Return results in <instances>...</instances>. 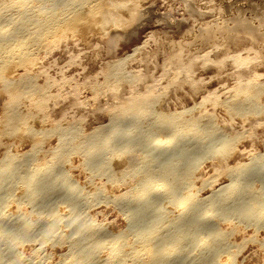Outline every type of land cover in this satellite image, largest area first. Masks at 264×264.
I'll return each mask as SVG.
<instances>
[{"label": "bare ground", "instance_id": "obj_1", "mask_svg": "<svg viewBox=\"0 0 264 264\" xmlns=\"http://www.w3.org/2000/svg\"><path fill=\"white\" fill-rule=\"evenodd\" d=\"M15 3H19V4L23 3L22 6H20V7L17 6V8L13 12V14L14 13L23 14L22 15L23 17L22 16L19 17L20 15L17 16V18L19 17V20H20V18H23V20L21 19L22 21H20V22H22V23L19 26H15L17 24H15V22H14V24H15L14 25L13 21H11V18L9 16H7L9 18L8 21L5 22L6 24H4L2 21H4V20L6 21L7 17H5V19H3L4 17L0 16V18H2V21H1L2 24H4L5 26L7 25L4 30L0 31V95H2L4 97V101L2 103V110L4 111V114L0 116V150H1V154H3V156L0 157V168H2V169H6L7 167H9V168L14 167V169L15 168H21L22 160H20V158L19 159L17 158V157H20V154L15 150L14 145L24 146V145L28 144L32 148L33 151L36 150V152L34 151L35 153H32V154L36 155L38 162L41 161V164L47 163L46 154H44V151L41 152V151H38L37 149H40L42 147L41 144H43L42 142L44 139L41 136L45 135V133H43L41 131V123L45 120V115H44L45 102H44V99L47 96H49V94L47 92V89L49 87V83L47 81H44V84L36 85L35 76L29 73L31 70V67L33 65H35L34 60H35V56L38 55L37 53L44 51V53L50 54L51 51L55 47L57 48L59 46L58 45L59 40L58 39L54 40L55 38L58 37V35L69 32L71 36L78 35L80 37L86 38L91 32H101L102 30H104L105 26L109 23H111L116 29H119L118 27H120L121 30L123 29L122 30L123 35L133 38L134 35H136L137 31L135 29H134V32L133 31H127V28L129 26H131L132 23L136 24V22L139 18L137 3H136V1H133V0H0V8L2 10H4L3 8L5 7L6 8L5 10L10 12L13 9L12 6L13 5L15 6ZM186 7H187L189 15H191L193 18H195L197 20L202 19V17H203L202 13L199 12L198 8L196 7V5L194 3H186ZM4 11L2 13L6 14L5 13L6 11L5 12ZM12 11L10 12V16L13 15V14H11ZM69 11L71 12L70 14L68 13ZM125 14H126V18H123V15H125ZM24 16H26V17L24 18ZM11 17L14 19L13 16H11ZM199 17H201V18H199ZM4 25H2V26H4ZM198 25L199 26H196L194 31H193L194 32L193 39L195 41L194 42V46H195L194 48L187 47L188 48L187 50H183V51H179V52H172L173 49H171V48H173V46H171V48L170 47L165 48V47L160 46V50L165 51L162 71H163V73H165V67L171 65L172 67H169V69L171 70L172 74H174V76H172V78L166 83V85H164L165 88H168L169 90H171L168 93V95H167V91H165V89L163 87H159L158 83H156L154 80H149L147 77H144V75H137V74H134L131 72L127 73L125 71H122L121 66H123V64L121 62L123 60H127V58L129 56H127V58L125 57L123 59H119L115 62H111V63L106 62L104 67H103L104 82L100 83V84H94L91 86V90H92L93 94L95 96L99 95L101 97L105 96L107 94V91H106L107 89L113 90V89L119 87V89L116 93L107 95V97H109V99H108L109 106L104 109V111L106 113L118 114L124 118V116L126 114H130V115L134 116L133 114H138V113L139 114L140 113H146V115L148 114V116H149V111H147V110H150V111L153 110L154 115H153V111H152V115L154 116L153 117L154 121L152 118V122L150 121V124L148 125V127L151 126V128H154L156 125L161 124L165 120L168 121V122L166 121L165 123H170L171 121L173 122V120H171V119H173V118L177 119L175 122L176 124L175 123L169 124L168 126H167V124H165L166 125L165 126L162 123L165 127H161V128H165V129L160 130L159 126L158 127L156 126V128H159V130H156L154 132L155 137H153L151 139L149 138L151 136L148 137L149 140L154 139L153 141H151V142H153L152 144H151V142H149L153 149L156 146L158 147V145H160V144H164L162 147H166L168 145L167 143L169 142V140H172V138L173 139L175 138V137H173V134L176 133L175 135H177L179 133L178 132L179 129L182 128V126L184 127L183 124H184V120H186V119H184L183 117L185 115L187 117L191 116V114H193V112H195V111H197L196 115L198 117L194 118L192 115L191 118H188L189 128H188V126H185L188 128L187 130H189L191 134H192V132L195 131L199 122L205 121V122H207V125L209 124L208 122L213 123V118L215 117V112H217V111H219L220 113L222 112L225 117L229 118V120H231L234 116L241 117V119L243 120V123H246L248 126H250V128L252 125L259 124V122L257 120L252 118V116L254 114L262 113L264 115V19L261 20L260 22H258L257 24H254L253 22H251V18L238 17L237 19L231 20L228 24L227 23L220 24L218 22H211V23L210 22H204L202 24L199 22ZM219 36L221 37V42L226 43V45H228V44L238 45L239 43H244L243 47L240 48V51L235 53L233 57L229 58L232 61L231 63L234 64L233 65L234 69H233L232 75L233 76L235 75L236 79L232 85L225 86L226 84H222L221 86L217 87L216 91H214L213 93L207 92V94H204V92H206V90H207L205 88V85H207V82L205 84V82L203 81V78L201 77V74L204 73L206 71V69L211 68V67H209V66H211L210 62L213 64V66L217 70H220L221 64H222L221 60L220 61L215 60L216 62H212L210 59H208L209 56L207 55V51H204V50L206 47H210L211 50H217L219 47L218 43L220 42ZM240 46H241V44H240ZM138 49H139V46L136 45L133 48V51L135 52ZM156 50H158V48ZM222 51H227V50L225 48V49H222ZM241 52L246 53V56L249 55V53H251L253 55L251 58L247 59L246 57H243L240 55ZM224 54H225V52H224ZM18 70L20 71V73H18ZM260 71H262V72H260ZM156 90L158 92H159V90H161L162 92L157 93L155 95L153 93ZM171 97L174 98V103L176 104L173 109L168 108V105H167V103L169 102V98H171ZM187 97H188V99H186ZM209 107L211 108L210 113H209L210 110L208 109ZM96 112L101 114V112L99 110H97ZM130 115H127V116H130ZM141 115H144V117H145V114H141ZM206 117H208V118H206ZM141 118H139V119H141ZM143 118L141 119V123L143 121H145ZM145 119H146V117H145ZM192 119H194V120H192ZM116 120H119V119H116ZM135 120H133V121H135ZM182 120H183V124L180 123ZM205 122H203V123H205ZM132 123L133 122L131 120V124ZM134 123H138V120H137V122H134ZM147 123H149V121ZM162 124L160 126H163ZM179 124H181V125H179ZM136 125H138V124H136ZM185 125H186V122H185ZM205 125L206 124H204V125L202 124V126H205ZM132 126L134 128L135 125L132 124ZM146 126H145V128H148ZM26 127H30L32 129V132L27 136H22L21 135L22 129L26 128ZM137 127L140 129L142 128L141 124L138 125ZM138 128H137V131H138ZM135 129H136V127H135ZM200 129L202 130V129H204V127L200 128ZM63 130H65V131L68 130V131L72 132L73 137L71 136L72 138H70L69 141L64 140V139H60L59 144L56 146L54 151L61 152L65 148H69V150L75 151V148L77 147V143H79V141L83 137L85 138L84 132L81 131V129L79 128V124L78 125L77 124L76 125H68L67 124L64 126V125L59 123V124H56L55 126H53L49 129V131H52L55 133L61 132ZM199 130L198 129L196 130V131H198V135L201 131V130L200 131ZM194 134L196 135L195 132H194ZM236 134H237V132L235 133V135ZM151 135L153 136V133ZM168 135L172 136V138ZM198 135H196V136H198ZM125 138L127 139V137H125ZM169 138H171V139H169ZM231 138L235 141L234 137H231ZM116 139L118 140V138H116ZM116 139L115 140L113 139V140L116 141ZM126 139H125V141H126ZM236 139H238V136L236 137ZM3 140H5V143L1 144V141H3ZM142 140H141V144L143 143L142 147H144L147 145V144L144 145L145 141H147V140L144 139L145 141L143 140V142H142ZM230 141L232 142V140H230ZM110 142H112V141H110ZM136 142H138V141H136ZM139 142H140V140H139ZM231 142L228 141V143L232 144ZM131 143H134V142H131ZM131 143H130V145H131ZM149 143H148V145H149ZM228 143H225L227 149L224 147L226 149V152L224 151L225 152L224 156L222 154L223 152H220V154L223 157H221V155L219 157H217L218 155L216 156V154H215V156L217 158L214 157L213 160H211L212 162H211L210 166L212 167L213 174L216 177L219 178L220 176L224 175L223 177H225V176L231 177V179H229V178L228 179L234 180L235 178L232 179V177L239 174L240 172L245 171V169L247 167V165H246L247 163H244V165H240L239 163L238 164L233 163V166H231L230 164H229L230 166L227 165L228 164L227 159L229 157H231L232 151L234 149L231 146L228 147L227 146ZM80 144H81V142H80ZM114 144H115V146H117L116 143H113V146H114ZM122 144L124 145V142L121 143V145H120L121 147L123 146ZM137 145H140V143ZM120 146L118 145L119 149L121 148ZM127 146H129V145H127ZM131 146H133V145H131ZM135 146H136V143H135ZM78 147L80 148V145H78ZM111 147H112V145L110 146L109 149H111ZM123 147L125 148L126 146L124 145ZM77 148H76V150H78ZM103 148H104L105 152L103 151V152H101V154L99 153V155L102 157V160H104V162H103L102 166L100 165L101 166V168L99 167L100 169L99 168L95 169V167L93 169L94 170H97V169L98 170H101V169L105 170L106 169V171H107V169L108 168L110 169V167H111L112 170L111 171L108 170L109 171L108 174H107V172L105 173V176L107 174L106 177L104 176L105 180H101V179L97 178V181L92 183L93 186H92L91 190H93V191L90 190L88 192H83L84 194L86 193L85 194L86 196L83 195V196H85V200H84L85 203L84 202L83 203L86 206V202H87L86 199L88 198L87 196L93 195L94 192L96 191L97 193H99V195H98L99 197H97V195H94L97 198H93L94 200H92V202L90 203L88 208L91 209L98 204H103V205L107 206L106 204L110 203L112 205L111 207L116 206L114 208V210L117 207H119V208H117V210L121 211V210H124V208L120 209L121 208L120 206H121V204L125 203L126 204L125 210L126 209L131 210L134 213V217H132L131 219L135 218V220H133L135 222L131 223V225L126 224L124 227L125 228L124 230L105 231L106 229L103 227L105 229V230L103 229L104 231H102V229H100L101 231H98V232L97 231L92 232L90 230L91 233H88L87 230H89V229H94V231L96 229L98 230L99 229V228H97L98 224H100V227H101V225L104 226V224L106 226L110 222L112 223V221L108 222L106 220H102V218H101L100 220H102V221H100L99 223H98V221L96 222L97 224L93 223L94 216L92 219L91 218L92 214L90 213L92 211H87L88 214H91L90 215L91 217L90 216L89 217L92 220H84L83 219L82 224L79 223L80 227L78 225L77 226L78 228H77L75 224L81 219V217H80V219L75 224L74 223L72 224V225H74L76 232L74 234H72V236H70L69 231H70L71 227L70 226L67 227L65 225V218H64L65 216L63 217V219H59L56 222H53V221L50 222V221H48L49 217H47V216H45L47 218V221L44 219H43V221L41 220L42 218H44L41 216L43 214V212L40 214L41 210L38 213L34 211L33 212V213H35L34 215H31V213L26 214L25 212H27V211H25L24 215L28 216L26 218H28L29 221H32L33 222L32 224H34L36 221L40 220L39 221L40 222L39 223L40 231L38 232V234L40 235V238H41L40 240L43 241V242L42 241H40V242L45 244V247H47V250L49 249V251H50V253L48 252L49 253L48 256L50 258L46 255V256H44V257H46V260L40 261L37 264H56V263H53L52 258H54L55 255L57 257L58 253L60 255L61 253L58 251L64 250V248H65L66 253L68 252L69 259H71V261H73L74 264H211V261L214 260L212 257L217 258V255H216L217 253L216 254L214 253L215 254V255L213 254L214 256H212V254H211L212 247L215 246L214 249L215 248L216 249L217 248H219V249L224 248V250H226V251L229 250L227 248L225 249L227 243L229 242L228 241V238L230 237V234L228 235L229 232L227 234L226 233L224 234L223 233L224 231H223L222 232L223 235L219 234V236H218L217 234H215L217 232V231L215 232V230H218L219 228L217 227L218 228L217 229L215 227L216 229L213 231V232H215V233H213V235L214 236L217 235V238H215V237L212 238L213 235L212 234H211L212 236L210 235L212 230L210 232L209 231L210 229H209L208 232H209L210 240L208 242L204 241V240L209 239V236L207 239L206 238L204 240L202 239L203 241L200 239L203 244L207 242V245H205V244L204 245L207 246V248L209 249L210 252L205 253L204 251H202L205 255H203V256L199 255V257H198V254H199L198 251L200 252L204 248L201 250H198L197 252L195 251L196 252V254H195L196 258L195 259L196 260H194L193 262H192V260H190L191 262L189 263V262H186L185 260L191 254H189L188 253L189 251L188 250L186 251V248H185L184 253H188L189 255L188 256L185 255L186 256V258H185L184 253H183L182 258H184V261L183 260L176 261V259H178V258H175V257H177L176 254H178L179 252H180V254L182 253L181 250H183L182 247H184V245H185L184 243H186L185 241H187L188 238L190 239V234L193 235V232H195V231H193V232L189 233L188 234L189 236H188L186 234L187 231L188 230L191 231L189 226L192 227V225L194 226V225H196V223L198 224V212H199L200 208H199V210H198V207H197V210L194 209V208H196V206L194 207V205H195L194 203L196 201L193 203V200H194L193 195L191 196L193 199L187 195L188 191H190L192 189V188L188 189L189 187L188 188L186 187L188 189L187 193L186 194L184 193L185 195H183V196L181 195L182 196V197H180L181 199L177 198V196H176L175 198L177 199V201L174 200L180 206V207L178 206L179 209L185 208L186 207L185 205H188L189 203H190V205L188 207H190V208H191V206L194 207L193 209L191 208L192 210L190 208H188V210H189V211L187 210L188 212L186 210H184V212L187 214L188 219L186 216H185L186 219H185V217H182V216H184V215H182V214H184V212L182 214H180L178 212V214H180L182 216L180 217V216H177V214L176 215L174 214L175 215L174 217H178V219L180 218L181 221L179 223H177V225H174L175 223L172 222V220H171V219H174V217L173 218L170 217L171 215L173 216V212L175 211V210H173V208L175 207V202H172V198H174V197H172L173 196L172 190L173 191L176 190V193H177V187H179V185H182V187H183V183L185 186H186V184H189L190 175L188 177H185V179H184V177L182 179L184 181L187 179L188 183L186 181L181 183L182 182V181H180L181 178H177V175H171V173L168 172L169 169L161 167V169L159 170L158 165H160V166H162V165L158 164L157 165L158 170L155 169L156 171H154V172H157L156 174L149 171V169H148V172H150V173H152L158 177V179L152 178L151 179L152 181H153V179H155V183H156V180H158V182L160 180L161 183L159 182L160 184H157V185L154 184V186L152 185V187L150 186L151 187L150 188V187H148L149 185H146V184H148V182L150 180L149 181L146 180V182H144L145 180L144 181L142 180L143 176L140 175L144 171V168H143V171L139 173V176L137 175L138 172L135 173L138 177L137 176L135 177V175H133L134 177L130 176L131 172H129V168L132 166L133 161L139 158L138 156L137 157H135V155H133V157L129 156L128 154H130L129 153L130 151L128 153L127 152L125 153V151L127 150L126 148H125L126 150L124 151L125 155L123 154V152H121L122 148L119 151L117 149V147L116 148L112 147L113 149H116L115 151H117V150L119 151V152L117 151L116 154L113 151V149H112V151L114 153L111 150L106 151L105 148L107 149V147L103 146ZM124 148H123V150H124ZM152 148H150V149H152ZM99 149L101 150L102 148H99ZM132 149H135V147L133 146ZM153 149H152V151H153ZM138 150L139 149H137L136 151H138ZM140 150H142V148ZM134 151L132 153H134ZM66 152H68V149L65 151V153ZM98 152H100V151H98ZM98 152H96V153H98ZM61 153H60V155H61ZM140 153H142V152H140ZM167 153H169V152H167ZM67 154H66V156H68L67 158H65L66 157L65 155H61V157L65 158V161L63 160L64 163L68 162L67 159L71 156L72 153L70 155L69 154L67 155ZM126 154L129 156V158L124 157V156H126ZM140 155H142V154H140ZM249 155L252 156L253 153L249 154ZM95 156H96V154H95ZM33 157H35V156H33ZM97 157H98V155H97ZM15 158L19 162L16 161ZM141 158L143 159L144 157L141 156ZM142 159H141V161H143ZM150 159H152V158H150ZM229 159L231 160V158H229ZM12 160H14V162L16 161L14 163V165L12 164V162H13ZM144 160H146V158ZM147 160H149V159H147ZM152 160H154V158ZM230 160H229V162H230ZM151 161H150V163H151ZM154 161H157V159ZM87 162L90 163L89 161H87ZM94 162L95 161H92L91 163H94ZM97 162H99V161H97ZM146 162H148V161H146ZM146 162H144V163H146ZM153 162L151 163L152 167H153ZM138 163H139V161H138ZM168 163H169V161L167 162V164ZM99 164L97 163L96 166H98ZM134 164H137V162L136 163L134 162ZM143 164H142V166L144 167ZM147 164H149V162ZM34 165L36 166V163ZM34 165H33V167H35ZM155 165H156V162H155ZM155 165H154V167H155ZM245 165H246V167L244 169ZM80 166L83 167L82 164ZM146 166H148V165L145 164V168H146ZM169 166H171L170 163H169L168 167ZM134 167H136V166H134ZM141 167H140V169H141ZM171 167H169V168H171ZM179 167L183 168L182 165ZM137 168L139 169V164H138ZM173 168H172V170H175V168L174 169ZM85 169H83V170H85ZM131 169H133V167L130 168V170ZM150 169H151V167H150ZM183 169H186V168L184 167ZM188 169H186L184 171L186 172ZM36 170H38V169L36 168ZM133 170L135 171L136 169L134 168ZM177 170L178 169H176L175 172H177ZM34 171H35V169H34ZM191 171H193V170H191V168H190V170H188V172H186V173L188 174ZM90 172L91 173H89V174H93L92 172H95V171H90ZM170 172L175 173L174 171H171V170H170ZM180 172H179V174L183 173V172L182 173H180ZM145 174H143V175H145ZM176 174H178V173H176ZM185 174H182V175L187 176V174L186 175ZM193 175H194V173H193ZM16 176H18V175H16ZM145 176H147V175H145ZM151 176H153V175H151ZM88 177L91 178L90 180L93 181L94 177H92V176L90 177V175ZM13 178H11V179H13ZM16 178H18V179H15L12 182L10 181L11 180L10 179L9 181L11 183L9 182V184L6 185V187H7L6 193H8V195L10 197L11 206L7 209L5 216H7L9 214L8 217H10V214L14 212L13 213L14 218H16V219L13 220L12 222L10 221L11 223H9V224H8V222H7V224L5 222L6 225H4L0 228V264H7L10 261L11 255L8 253L7 250H9V248L14 250V248L16 247V243L17 242L19 243V240L21 242V240L22 239L24 240L25 237H26L25 238V240H26L29 237V235H28V232L30 229L29 227H31L30 226L31 222L28 224L25 223V220H24L25 216H23L21 208L24 206V205H22L23 199H25V198L29 199L30 197H32V194H30L31 196H29L28 193H25V189H24L25 185L22 184V180H21L22 176L21 177L18 176ZM145 178L146 177H144V179ZM209 178H212V177H209ZM22 179H24V177ZM178 179L180 182L178 181ZM192 179H193V177H192ZM201 179L202 178H200V177H194L195 182H197V180H199L198 182H201L200 181ZM90 180H88V182ZM207 181H206V184L204 183V185H206V186H207ZM23 182H24V180H23ZM141 182H142V184H141ZM211 182H213V181L210 180L209 183L211 184ZM151 183L152 182L150 181V184ZM178 183H179V185H178ZM190 183L192 185V182H190ZM89 184H86V185L88 186ZM210 184H209V186H210ZM138 185L139 186L143 185V187L141 186L142 189L139 188ZM204 185H203V190H204ZM175 186H177V187H175ZM209 186H207V187L210 189ZM229 186H230V184L228 185V187ZM169 187H172V188L175 187L176 189L171 188L172 190L170 191ZM201 187L202 186H200V183H199V189ZM228 187L226 186V188H228ZM137 188L141 189V191L139 190L140 193H138V192L134 193ZM223 188L221 187V189H223ZM180 189L182 190L181 187H180ZM193 189H194V187H193ZM197 189H198V187H197ZM219 189H220V187H219ZM228 189H229L228 193L226 194V196L224 198L225 199H229V198L232 199L233 196H230L232 193V191H231L232 189L231 188H228ZM157 190L159 192H156ZM28 191H26V192H28ZM178 191L180 193H183L179 189H178ZM185 191H186V189L184 190V192ZM214 191H215V188H214L213 192ZM229 191H231V192H229ZM29 192H31V191H29ZM194 192H195V190H194ZM194 192L193 193L191 192V193L194 194ZM256 192H257V190H256ZM256 192L254 190V192L252 191L251 193H249L250 194L249 198H250V196L252 197L251 194H256ZM156 193L161 194V196H159V194H158V196H155V195H157ZM180 193H178V194L180 195ZM136 194L140 195V196H137ZM245 194H248V191ZM144 195H146V197H147V195L150 197L149 198L150 201L147 202V200H146V202H147V204L150 202L151 207L153 205L155 206L158 202H161V203H158L159 204L158 207L156 205L157 210L154 208V206L152 207V208H154L155 211L153 210V214L149 215L150 217L144 216V215H146L147 211H143V212L141 211L138 213V211H139L138 207H140L143 204L141 201L144 200L143 199L145 197ZM258 195H260V194H258ZM68 196L69 195L64 196L62 198L63 200L60 199L61 198L60 197V198H58V200L65 201L67 203V205H69V208L72 206L73 202H77V201L81 202L82 197H80V194L78 196H76L78 198L80 197L79 199L78 198L75 199V197L73 199L71 196H69V197ZM142 196H144V197L141 198V200L138 199L139 197H142ZM253 197H254V195H253ZM258 197L259 196H257V198ZM199 198L200 199H198V198L197 199L200 200L201 203H205L203 200L204 198L203 199H201V197H199ZM237 198H236V201L239 199V198L238 199ZM243 198L244 197L241 196L240 201H242V200L245 201V199H243ZM245 198H248V197H245ZM249 198H248V200H249ZM147 199H148V197H147ZM197 199H195V200H197ZM251 199L253 202L254 201L253 198H251ZM154 200L157 203L153 204ZM202 200H203V202H202ZM248 200H247V202H248ZM200 201H199V203H200ZM205 201H207V200H205ZM208 201H209V199H208ZM240 201H238V202H240ZM244 201H243V203H244ZM249 201H250L249 206L251 207L252 202H251V200H249ZM140 202H141V205L138 206V204H140ZM191 202L194 205L193 204L191 205ZM225 202H226V200H225ZM231 202H232V200H231ZM197 203H198V201H197ZM207 203H206V205H209L211 208L212 206L210 204H212V203H208V204ZM93 204H94V206H93ZM147 204L145 203L143 205H147ZM235 204L236 203H234V201H233V203L230 204V207H233L232 205H235ZM148 205H147V207L144 206V208H145L144 210H146L148 208ZM168 205H171L172 209L168 208L167 211H164V208H166ZM200 205L202 206V204H200ZM200 205H197V206H200ZM252 205L254 206V203H252ZM45 206L46 205H44V207ZM108 206H109V204H108ZM44 207H43V209H44ZM102 207H103L102 208V210H103L104 206H102ZM41 208H38V209H41ZM67 208H68V206H67ZM159 208L160 209L163 208V209L160 210ZM178 208H175V209H178ZM203 208H204V206H202L201 209H203ZM207 208H209V207H207ZM235 208L236 209L238 208L237 205H235ZM235 208H233V209L236 210ZM45 209H46V207H45ZM172 210H173V212H172ZM231 210H232V208H231ZM234 210H232L233 213L235 212ZM94 211H95V209L93 210V212ZM208 211H209V209L206 211V213ZM213 211H214V208L211 212H208V214H211ZM215 211H217V210H215ZM248 211H247V213L251 212V210H250V212H248ZM110 212H111V210H110ZM122 212H124V211H122ZM132 212L129 214H132ZM144 212H145V214L143 216L146 219L149 218V220H147V222L148 223L150 222L149 223L150 225L147 226L148 228H146V226H145L146 230L143 229L141 232L136 233L135 231H137V229L139 231V226L142 225V224H140V220L143 218L142 214ZM148 212H152V211L148 210ZM180 212H182V211H180ZM27 213H29V212H27ZM118 213L121 214L120 212H118ZM126 213H127V211H126ZM206 213H204V214L206 215ZM214 213H216V212H214ZM261 213L264 214V209L261 210L260 214ZM83 214L86 215V213H83ZM113 214H115V213H113ZM148 214L149 213H147V215ZM208 214H207V216H208ZM257 214H258V216H260L259 213H257ZM95 215H97V214H95ZM102 215H101V217H102ZM205 215H202V216H205ZM221 215L223 216L222 213H221ZM1 216H3V215L1 214ZM5 216H4V218H5ZM81 216H82V214H81ZM121 216L124 217L123 214ZM210 216L213 217L212 215H210ZM127 217L129 218L128 213L126 215V218ZM130 217H131V215H130ZM216 217H219V216H216ZM4 218L2 219L0 217V225H1L2 221H4L7 217L5 219ZM21 218L24 221H22ZM84 218L90 219L86 216H84ZM115 218H117V220L119 219L118 217H115ZM200 218H202V219L199 220V224H201L202 227H200L201 230L199 229V227H198V229L196 227V229L198 231L199 230H200V232L204 231V229H207L208 227L213 225L211 223L212 221H210L209 224L207 223V221L209 222V220H210L209 218H207L208 220L207 219L205 220L206 217H204V219H203V217H200ZM226 218L225 219L222 218V219L226 220ZM110 219L111 218H109L107 220H110ZM146 219L142 220V222L145 223V225H146V221L144 222V220H146ZM167 219H168V222H169V220H171V222L173 223L172 225H174L173 228L172 227H170V228L165 227V226H168L167 223H166L167 225L166 224L164 225V222H166ZM211 219H214V218H211ZM217 219H219V218H216V223H217ZM124 220H125V218H124ZM202 220L206 221V222H203L204 225H202L203 224ZM125 221L127 222L128 219H126ZM133 221H131V222H133ZM227 221H224V223H227ZM213 222H215V220ZM216 223L213 226H216L217 225ZM36 224H38V223L36 222ZM186 226H188L189 229L186 230V233H184V234H186V236H188V237L185 238L183 236V238H181L183 235L182 231L183 232L185 231L184 227L186 228ZM210 228L212 229V227H210ZM140 230H141V228H140ZM205 231H207V230H205ZM133 232L138 234L139 236L136 238L134 237L135 239L132 241L129 239V236ZM29 234L31 236V233H29ZM30 238L28 239V241L30 240ZM32 238H34V237H32ZM25 240L23 242H25ZM190 241H192V242H190V243L188 242V244H191V243L195 244V243H193V240L190 239ZM201 242H200V244H201ZM20 244H19V246L22 247V242ZM124 244L126 245L127 250H125L126 248L122 249L123 247H125V246H123ZM121 245L123 247L120 249L119 247ZM186 245H187V243H186ZM186 245H185V247H186ZM216 245L218 247H216ZM228 245H229V243H228ZM13 246H14V248H11ZM193 246H195V245H193ZM230 246H227V247L230 248ZM17 247H18V245H17ZM40 247L42 248L43 246L40 245ZM195 248H197V247H194V249ZM197 249H195V250H197ZM208 249H206V251H208ZM19 250H21V249H19ZM224 250H222V251L224 252ZM222 251H218V253L220 254V252L222 253ZM16 252H17V250H16ZM16 252H15V254L14 253L13 254L16 255ZM195 252L193 251L192 253H195ZM202 252H200V253L203 254ZM63 253H64V251H63ZM171 253H173V256L175 255V257H174L175 259L171 258V257H173V256H170ZM228 254L231 255V253H228ZM25 255H27V254H25ZM63 255L66 256V254H63ZM229 255H227V256H229ZM232 255H233V253H232ZM232 255L229 258L232 259ZM16 256H17L16 257L17 260H16V262H14V264H36V263H31L30 260H29L30 262H26V258H23L24 255H23V257L18 256V255H16ZM169 256H170L171 260H168ZM47 257L49 258L48 260H47ZM84 258H85V260H84ZM193 258L194 257H192L191 259H193ZM188 259H190V258H188ZM217 261L218 260L216 259V262ZM12 262H11V264H13Z\"/></svg>", "mask_w": 264, "mask_h": 264}, {"label": "rangeland", "instance_id": "obj_2", "mask_svg": "<svg viewBox=\"0 0 264 264\" xmlns=\"http://www.w3.org/2000/svg\"><path fill=\"white\" fill-rule=\"evenodd\" d=\"M133 1H136L137 9L139 12V18H138L136 24L132 23V25L127 28V31H133L134 32V29L137 31L136 35H134L133 38L123 35V33H122L123 29L121 30L120 27H118L119 29H116L111 23H109L105 26L104 30H102L101 32H91L86 38L80 37L78 35L71 36L69 32L58 35V37L54 39V40H56V39L59 40V44H58L59 46L57 48L55 47L56 49L54 48L50 54H46V53H44V51H41V52L37 53L38 54L37 56H35V60H34L35 65H33L31 67V70L29 73L35 76L36 85H42V84H44V81H47L49 83V87L47 89L49 96H47L44 99V102H45V111H44L45 120L41 123V131L43 133H45V135L41 136L44 139L42 142L43 144H41L42 147L40 149H37L38 151H41V152L44 151V154H46L47 163L41 164V161L38 162L36 155L32 154V153H35L36 150H34L35 151L34 152L28 144L24 145V146L14 145L15 150L20 154V157H17V158L18 159L20 158V160H22V166H21V168H15L16 170L14 169V167L13 168L7 167L6 169L0 168V217L3 219L7 209L11 206L10 197H9L8 193H6V191H7L6 185H8L10 181L12 182L15 179H18L16 177L22 176V178L24 177V179L21 178V180H22V184L25 185V188H24L25 193H28L29 196H31L30 194H32V197H30L31 199L30 198L29 199L28 198L23 199L22 205H24V206L22 208L24 210L21 208L23 216H25L24 215L25 211L29 212V213L25 212L26 214L31 213V215H34L35 214V213H33L34 211L38 213L40 210H41L40 214L43 212V214L41 216L44 217L41 219L42 221H43V219L47 221V218L45 216L49 217L48 221H50V222L51 221L56 222L59 219H63V217L65 216L64 217L65 218V225L67 227H69V226L71 227L70 231H69L70 236H72V234H74L76 232V229L74 228V225H72V224L73 223L75 224L80 219V217L82 220L80 219L75 224L76 227L78 225L80 227L79 223L82 224L83 219L84 220H92L93 216H94L93 223H96L97 221L99 223L102 220H106L108 222L112 221V223L111 222L109 223L110 225L108 224L106 226L104 224V226L101 225V227H100V224H98L97 225V228H99L98 230L96 229L94 231V229H89V230H87L88 233H91V231L92 232L101 231L100 229H102V231H104L105 229H106L105 231L124 230L125 229L124 227L126 224L131 225V223L135 222V221H133V220H135V218L131 219L132 217H134V213L131 210H127V209L125 210V207H126L125 203L121 204L120 209L124 208V210H121V211L117 210V208H119V207H117L115 209L116 210L115 211L114 208L116 206L111 207L112 205L110 203H108L109 206H108V204H106L107 206H105L103 204H98L99 206L96 205L95 207H93L94 206V204H93V206H92L93 208L90 209V208H88L90 203L92 202V200H94L93 198L99 197L98 196L99 193H97L95 191L94 194L92 193L93 195H88L87 197L88 198L90 197V198L88 199L86 197L87 198L86 201L87 202L89 201L88 202L89 204L86 202V206H85L84 200H85V196H86L85 194L86 193L84 194L83 192L90 191L92 186H93L92 183L97 181V178L101 179V180H105V178H104L105 173L107 172V174H108L109 173L108 170H110V171L112 170L111 167H110V169L108 168L107 171H106V169L105 170H102V169L101 170H98V169L94 170L93 169L94 167H95V169L99 168V167L101 168V166L104 162V160H102V157L99 155V153L101 154V152L104 151L103 146L107 147V149L105 148L106 151H109V150L112 151V149L116 148V147L120 151V149L125 145L126 146L125 148L127 150L124 147H123L124 150H123V148L121 149V152H123L124 155L126 152L128 153L130 151L129 152L130 154H128L129 156L133 157V155H135V157H137V156L139 157L138 159L133 161L132 166L130 167V168L133 167V169L135 168L136 170L135 171L133 169L130 170V168H129V172H131L130 176L131 177L133 175H135V177L137 175L139 176V173L142 172L143 168H144V171L142 172V174H140L141 176H143L142 180L143 181L145 180L144 182H146V180L147 181L150 180L152 183L154 182L153 184L152 183L150 184V181H149L148 184H146V185H149L148 187H150V186L152 187V185L154 186V184L157 185V184L161 183L160 180H159L160 183L158 182V180H156V183H155V179L156 178L158 179V177L155 176L154 174H152V173L156 174L157 172H154V171H156L158 169L160 170L161 167L169 169L168 172L171 173V175H177V178H181V180H180V181H182L181 183H183L185 181L188 183L187 179L185 181L182 179H183V177L185 179V177H188L190 175L189 181L192 182V185L190 182H189V184H186V186L183 183V187H182V185H179V183H178L179 187H177L178 185L175 186V187H177V193H176V190H174V191L172 190V189H176L175 187L174 188L169 187V190L170 191L172 190V192H173L172 197H174V198H172V202H175V201H177V199L175 198L176 196H177V198H180L187 193L188 189L192 188L190 191H188L187 195L190 197L193 195V198H194L193 203L196 201L194 203L195 205L191 202V205L193 204L194 207L196 206V208H194L193 206H191V208L192 209L194 208L195 210H197V207H198V210L200 208L199 212L197 211L198 212V224L196 223V225H194V226L192 225V227L189 226L191 231L188 230L189 229L188 226H186L187 229L184 227L185 231L184 232L182 231L183 235L181 238H183V236L186 238L189 236L188 235L189 233L195 231L196 233L193 232V235L190 234V239L193 240V243H195V244H192V243L188 244V242L190 243L192 241H190L189 238H188V240L186 239L187 241H185V242L187 243V245H186V243H184L186 245V247H185V245H184V247H182L183 248V250H181L182 255L179 252L178 254H176L177 257H175V255L173 256V253H171L170 256H173L171 258L175 257V258H178V259H176V261H178V260L184 261V258H182V257H183V253L185 252L184 249L186 248V251L188 250L189 251L188 253L191 255L188 257L190 259L187 258L185 261L190 263L191 262L190 260H192V262L194 260H196L195 254L198 250H201L204 248L200 252H202V251H204L205 253L210 252L209 249L207 248V246H205V245H207V242L210 240V236H209V232H208V230L210 229L209 230L210 232L212 230L210 235L211 234L213 235V233H215L216 231L217 232L215 234H217L218 236H219V234L223 235V233L227 234L228 232H229L228 235L230 234V237L228 238L229 245L227 243V245L225 247V249L226 248L229 249L228 251L224 250V248L223 249H219V248L214 249L215 246L212 247L211 254H212V256H214L217 253L216 254L217 258L212 257L214 260L211 261V264H233V263L234 264H264V214H262V213L260 214L261 210L264 209V115L262 113L254 114L252 116V118L257 120L259 122V124L252 125L250 128V126H248L246 123H243V120L241 119V117L234 116L231 120H229V118L225 117L222 112L220 113L219 111H217V112H215V117L213 118V123L208 122L210 125L209 124L207 125V122H205V121L199 122L200 124L198 123L196 129L194 128L195 129L194 132L196 133V135H198V131H196L197 129L199 130L202 127H204V129H202V130L200 129L201 131L199 130L200 131L199 135L196 136L194 134V132H192V134H191L190 131L187 130L189 128L188 118H191L192 115L194 118L198 117L196 115L197 111H195L196 113L193 112V114H191V116L187 117L185 115L186 117L185 116L183 117L186 120H184V124H183V120L180 123L183 124L184 127L182 126V128L179 129V131H178L179 133L177 132L178 133L177 135H175L176 133L173 134V137H175L174 139L172 138V136L168 135L172 138V140H169V142L167 143L168 145L166 144L168 147L166 145H165L166 147H162L164 144H160V145H158V147L156 146L154 148L155 149L154 150L151 147V144L153 143L151 141H153L154 139L149 140L148 137L151 136V137H149L150 139L155 137L154 132L156 130H159V128H160V130L165 129V128H161V127H165L166 126L165 124H167V126L169 124H174L177 119H174V118L171 119V120H173V122L171 121L172 123L171 122L165 123L167 121V120H165L162 122L165 126L161 123L163 126H160L161 124H159V125H156L157 127L159 126V128H156V126L154 128H151V126L148 127V125L150 124V121L152 122V118L154 117L153 116L154 115L153 110H152L153 115H152V111L147 110V111H149V116H148V114L146 115V113L133 114L134 116H132L130 114H126L124 116L125 119L118 114L110 113L111 114L110 115L109 113H106L104 111V109L109 106V104H108L109 97H107V95L116 93L118 91L119 87H117L113 90L107 89L106 90L107 94L105 96H102V97L99 95L95 96L91 90L92 85L100 84V83L104 82L103 67H104L106 62L107 63L115 62L119 59H123L125 57L127 58V56H129L127 58V60H123L121 62L123 64V66H121L122 71H125L127 73L131 72V73H134L137 75H144V77H147L149 80H154L156 83H158L159 87H163L165 89V91H167V95H168V93L171 90H169L168 88H165L164 85H166V83L172 78V76H174V74H172L171 70L169 69V67H172L171 65L166 66L165 67V73H163L162 67H163V62H164L165 51H161L160 46L165 47V48H167V47L171 48V46H173V48H171V49H173L172 52H179V51L187 50L188 49L187 47L194 48L195 47L194 46L195 41L193 39V36H194L193 31H194L196 26H199L198 25L199 22L202 24L204 22H210V23L211 22H218L220 24H223V23L228 24L231 20L237 19L238 17H244V18H251V22H253L254 24H257L258 22H260L261 20L264 19V0H133ZM186 3H194L196 5V7L198 8L199 12L202 13V16H203L202 19L197 20V19L193 18L191 15H189L187 7H186ZM22 5H23V3H21V4L15 3V6L14 5L12 6L13 11L11 10L12 11L11 14H13V12L17 8V6L20 7ZM3 9L5 10L6 8L4 7ZM4 10H2L0 8V16L4 17L3 19H5V17L9 16L11 18V21H13V24H14V22H15V24H17V25L14 24L15 26H19L22 23L20 21H22L23 18H20V20H19V17H21L23 14L14 13L15 15L14 14L11 15L14 17V19H13L10 16L11 11L9 12V11L5 10L6 11L5 12ZM3 11L6 14H3L2 13ZM68 13L70 14L71 12L69 11ZM17 16H19V17L17 18ZM25 17L26 16H24V18ZM123 18H126V14L123 15ZM199 18H201V17H199ZM8 19L9 18L7 17L6 21L5 20L2 21V18H0V28L2 27L0 29V31L4 30L6 28L7 25L5 26L4 24H6L5 22H7ZM1 21L4 24H2ZM2 25H4V26H2ZM219 39H220V42L218 43L219 47L217 50H211L210 47H206L204 50V51H207V55L209 56L208 59H210L212 62H216V61H220V60L222 62L220 70H217L213 66V64L210 62L211 66H209V67H211V68L206 69V71L201 74V77L203 78V81L205 82V84L207 82V85H205V88L207 90H206V92H204V94H207V92L213 93L214 91H216L217 87L221 86L222 84H226L225 86L232 85L236 79L235 75L234 76L232 75L233 69H234L233 68L234 64L231 63L232 61L229 58L233 57L235 53L239 52L240 48L243 47L244 43H239L238 45H232V44L226 45V43L221 42L220 36H219ZM240 44H241V46H240ZM136 45L139 46V49L134 52L133 48ZM157 48H158V50H156ZM225 48L227 51H222V49H225ZM224 52H225V54H224ZM240 55L243 57H246L248 59V58H251L253 54L249 53V55L246 56V53L241 52ZM260 72H262V71H260ZM18 73H20L19 70H18ZM161 92H162L161 90H159V92L156 90L153 94L156 95L157 93H161ZM186 99H188V97ZM3 101H4V97L2 95H0V116L4 114V111L2 110ZM167 105H168V108H170V109L174 108V106L176 104L174 103L173 97L169 98V102L167 103ZM208 109L210 110L209 111V113H210L211 108L209 107ZM97 110H99L101 112V114L97 113L96 112ZM141 114H145L146 119H145L144 115H141ZM127 115H130V116H127ZM141 117L142 118L144 117L143 119L145 120V121L142 120L143 121L142 123H141V119H142ZM139 118H141V119H139ZM206 118H208V117H206ZM116 119H119V120H116ZM131 120L133 122L132 124L135 125L134 128L131 124ZM133 120H135V121H133ZM137 120H138V123H134V122H137ZM192 120H194V119H192ZM148 121H149V123H147ZM153 121H154V118H153ZM185 122H186V125H185ZM203 122H205V123H203ZM59 123L64 125V126L67 124L68 125H76V124L78 125L79 124V128L81 129V131L84 132L85 138L83 137L82 138L83 140L81 139L82 141L80 140L79 143H77V147H78V145H80V148L76 147L78 150H76V148H75V151H71V150H69V148H65L63 150L64 152L60 150L62 153L59 151L58 152L54 151L56 146L59 144L60 139H64V140L69 141V139L73 137L72 132H70L68 130L67 131L63 130V131L57 132V133L49 131V129L51 127H53ZM139 123L141 124V127H142L141 129L137 127L138 125H140ZM136 124H138V125H136ZM181 124H179V125H181ZM202 124L203 125L206 124V125L202 126ZM145 126L148 128H145ZM185 126H188V128ZM135 127H136V129H135ZM137 128H138V131H137ZM31 132H32V129L30 127H26V128L22 129L21 135L27 136ZM236 132H237V134L235 135ZM152 133H153V136L151 135ZM237 136H238V139H236ZM125 137H127V139ZM231 137H234L235 141ZM116 138H118V140ZM143 138L145 140L148 139L149 141L148 140L145 141ZM171 138H169V139H171ZM113 139L114 140L116 139V141H114ZM125 139H126V141H125ZM142 139L145 141L144 145L147 144L144 147H142L143 143L141 144ZM120 140L122 142H124V145L122 144L123 145L122 147L120 146L122 143ZM139 140H140V142H139ZM143 140H142V142H143ZM230 140H232V142ZM110 141H112V142H110ZM130 141L134 142V143H131ZM136 141H138V142H136ZM228 141L231 142L232 144L228 143ZM80 142H81V144H80ZM129 142L131 143V145H133L135 147V149H132L133 146H131ZM149 142H151V144ZM4 143H5V140L1 141V144H4ZM113 143H116L117 146H115V144L113 146ZM135 143H136L137 147L135 146ZM139 143H140V145H137ZM148 143L150 146L148 145ZM225 143L229 144V145L227 144L228 147L231 146L232 148H234L232 151L231 157H229V158H231V160L229 158L227 159L228 160L227 165L230 164L231 166H233V163H235V164L239 163L240 165H244V163H247L246 164L247 167H246V165L244 166V169L246 167L245 171L240 172L239 174L232 177V179L235 178L234 180H229V179H231V177H227V176L223 177L224 175L220 176L219 178L216 177L213 174L212 167L210 166L211 162H212L211 160H213L214 157L215 158L219 157L221 155L220 152H223L222 154L224 156V153L226 152V149H227ZM110 144L113 147V148L111 147V149H109L111 146ZM126 144L129 146H127ZM118 145L121 147L120 149H119ZM139 146L142 148V150H140L141 148ZM99 148H102L101 149L102 151ZM150 148H152L153 151ZM67 149H68V152L65 153V151ZM137 149H139L140 151L139 150H138L139 152L136 151ZM115 150L116 149H113V151L116 154L118 150L117 151H115ZM98 151H100V152H98ZM124 151H125V153H124ZM133 151H134V153H132ZM96 152H98V153H96ZM140 152H142V153H140ZM167 152H169V153H167ZM60 153H61V155H65V156L67 153L69 155L72 153L71 156L67 159L68 160L67 163L66 162L64 163V161H65V158H67L68 156H66L65 158L61 157ZM252 153H253L252 156L249 155ZM95 154H96V156H95ZM140 154H142V155H140ZM215 154H216V156L217 155L218 156L216 157ZM32 155L35 157H33ZM97 155H98V157H97ZM128 155L126 154V156H124V157L129 158ZM1 156H3V154H1V150H0V157ZM141 156L144 158L142 159ZM223 156L221 155V157H223ZM145 158H146V160H144ZM150 158H152V159L154 158V160L157 159V161H154ZM141 159L143 161H141ZM147 159H149V160H147ZM229 160H230V162H229ZM12 161H13L12 164L14 165V163L18 160L16 159L15 162H14V160H12ZM87 161H89L90 163H88ZM92 161H95L94 162L95 164L91 163ZM97 161H99V162H97ZM138 161H139V163H138ZM146 161H148L149 164H147L148 162H146ZM150 161H151V163L154 161L153 167H154L155 162H156V165L154 168L152 167V164L150 163ZM168 161H169L170 165L172 166V167L169 166L171 168L168 167V165H169V163L167 164ZM96 162L98 164L99 163L100 164L98 166H96L97 165ZM134 162L135 163L137 162V164H134ZM144 162H146V163H144ZM35 163H36V166L34 165ZM81 164L83 165V167L80 166ZM138 164H139V169L137 168ZM142 164L144 165V167L142 166ZM145 164L148 165V166H146L147 169L145 168ZM158 164H161L162 166H160ZM33 165L35 167H33ZM157 165H158V169H157ZM181 165L183 166V168L184 167L186 169L189 168L188 170H190V168H191V170H193V171H191L187 174L186 172H188V170L185 172L184 170H186V169L179 167ZM134 166H136V167H134ZM140 167H141V169H140ZM150 167H151V169H150ZM173 167L175 168V170H172ZM36 168L38 170H36ZM82 168L83 169L86 168V169L83 170ZM34 169H35V171H34ZM148 169L152 173L148 172ZM176 169H178L179 171L177 170V172H175ZM170 170L174 171L175 173L170 172ZM90 171H95V172H92L93 174H89V173H91ZM179 172L180 173L183 172L182 174L186 173L187 176L179 174ZM192 172L194 173V175ZM135 173H137V175ZM149 173L153 176H151ZM176 173H178V174H176ZM88 174L90 175V177L91 176L94 177L93 181L90 180L91 178L88 177L89 176ZM107 174H106V176H107ZM143 174H145L147 176H145ZM16 175H18V176H16ZM144 177H146V178L144 179ZM192 177H193V179H192ZM194 177H200L203 180L201 179L200 180L201 182H198L199 180H197V182H195ZM209 177H212V178H209ZM11 178H13V179H11ZM152 178H155V179H153V181H152L151 180ZM209 179L211 181H213V182H211V184L209 183V181H210ZM23 180H24V182H23ZM88 180H90V181L88 182ZM178 181H179V179H178ZM206 181H207V186H209V184H210V186H209L210 189L206 185H204V183L206 184ZM142 182H141V184H142ZM199 183H200V186H202L200 189H199ZM86 184H89V185L87 186ZM229 184H230V186L228 187ZM143 185H141V186L143 187ZM203 185H204V190H203ZM141 186L138 185L139 188H141ZM226 186L228 188L232 189V190L230 189L232 191V193L230 195V196H233L232 199L231 198H229V199L224 198L226 196V194L228 193V190H229L228 188H226ZM180 187L182 188V190L180 189ZM186 187L187 188L189 187V188L187 189ZM193 187H194V189H193ZM197 187H198V189H197ZM219 187H220V189H219ZM221 187L222 188L224 187L225 189L224 188L221 189ZM214 188H215V191L213 192ZM141 189L137 188L134 193H137V192L140 193L139 190L141 191ZM178 189L183 193H180L178 191ZM183 189L184 190L186 189V191L184 192ZM28 190L31 191L32 193L29 192ZM194 190H195V192H194ZM246 190L248 191V194H245V193H247ZM254 190H255V192L257 190L256 194H251L252 197L250 196V198H249V195H250L249 193H251L252 191L254 192ZM26 191H28V192H26ZM91 191H93V190H91ZM231 191H229V192H231ZM156 192H159V191L157 190ZM191 192L192 193L194 192V194H192ZM178 193H180V195ZM79 194H80V197H82L81 202L82 203L84 202L83 204L80 201H79L80 203L78 201L73 202L72 206L69 208V205H67V203L65 201H62L63 200L62 198L64 196L69 195L73 199H74V197H75V199H77L78 197H76V196H78ZM156 194L157 195H155V196H158L159 193H156ZM258 194H260V195H258ZM83 195H85V196H83ZM94 195H97V197ZM253 195H254V197H253ZM256 195L259 197L257 198ZM137 196H140V195H137ZM144 196L139 197L138 199L141 200V198L144 197L143 198L144 200H142L141 202L143 204H145V203L147 204V202L150 201V199H149L150 197L147 195V197H148V199H147L146 195H144ZM159 196H161V194H159ZM241 196L244 197L243 199H245V201L242 199H241L242 201H240ZM199 197H201V199L204 198L203 200L205 203H201V201L198 200V199H200ZM245 197H248L249 200H251V202H252L251 198H253L254 201L252 203H254V206L251 203V207H250L249 206L250 201L248 200V198H245ZM58 198H60L62 200L60 201V200H58ZM236 198L238 199L237 201H236ZM195 199H197V200H195ZM208 199H209V201H208ZM146 200H147V202H146ZM203 200H202V202H203ZM205 200H207V201H205ZM225 200H226V202H225ZM231 200H232V202H231ZM247 200H248V202H247ZM197 201H198V203H197ZM199 201H200V203H199ZM233 201H234V203H236L235 205H237V207H238L237 209L235 208V205H232L233 207H230V204H232ZM238 201H240L241 203ZM243 201H244V203H243ZM141 202H140V204H138V206L141 205ZM153 202H152L153 204L157 203L155 200ZM207 202L212 203V204H210L212 206L211 208L209 205H206ZM158 203H161V202H158ZM158 203L156 204L157 207L159 205ZM143 204L140 207L137 206L138 210H139L138 213L141 211L142 212L147 211V212H146V215H144L145 212L143 214L141 213L143 218L142 219L140 218L141 220L140 219L139 220H140V224H142V225L139 226V231H138V229H137V231H135L136 233L141 232L143 229H145V226H146V228H148L147 226L150 225L149 224L150 222L149 223L147 222V220H149V218L146 219V218H144V216L148 217L149 215H152L154 208L157 210L156 205L155 206L153 205L154 208H152L153 206L151 207L150 202H149L148 203L149 205L148 204L147 205H148V208L149 207L150 208L149 209L147 208V209L149 211L151 210L152 212H148L147 209L144 210L145 209L144 206L147 207V205H143ZM196 204L197 205L202 204V206H204V208L201 209L202 206L201 205L197 206ZM44 205H46L45 206L46 209H45ZM66 205L68 206V208ZM101 205L104 206L103 210H102L103 207ZM189 205H190V203L188 205H185L186 207L184 206L186 209L185 208L179 209L178 208L179 205L175 202V207L173 208V210H175V211L173 212V210H172L173 216L171 215L170 217L173 218L176 214H177V216H180V217L182 215H184L182 217H185V216L187 217V214L184 212V210L187 211L188 208H190V207H188ZM206 206L209 208H207ZM43 207L45 210L43 209ZM170 207H171V205H168L166 208H164V211H167L168 208L172 209V207L171 208ZM38 208H41V209H38ZM175 208H178V209H175ZM213 208H214V211L211 214H208V212H211L213 210ZM231 208H232V210H234L233 208L236 209V210H234L235 211L234 213L231 210ZM94 209H95V211L93 212ZM162 209L163 208H161L160 210H162ZM208 209H209V211L206 213V211ZM110 210H111V212H110ZM215 210H217L218 212ZM250 210H251V212H250ZM87 211H92V212H90L92 215L88 214ZM122 211H124V212H122ZM126 211H127L129 218L131 220L128 217L126 218V215H127ZM180 211H182V212H180ZM247 211L250 212L251 214L247 213ZM118 212H120L121 214H119ZM131 212H132V214H129ZM178 212L180 214H182L184 212V214L180 215V214H178ZM214 212H216V213H214ZM13 213L10 214V217H8L9 214L7 216H5V218L6 217L7 218L6 219L4 218L5 220L2 221L0 228L2 226L6 225L7 222L9 224L13 220L16 219V218H14ZM83 213H86V215H84ZM113 213H115V214H113ZM147 213H149V214L147 215ZM204 213H206V215ZM213 213L219 217H216ZM221 213L223 214V216L221 215ZM257 213H259L260 216H258ZM1 214L3 216H1ZM81 214L83 217L81 216ZM95 214H97V215H95ZM122 214L124 215V217L121 216ZM207 214L209 217L207 216ZM101 215H102V217H101ZM130 215H131V217H130ZM202 215H205V216H202ZM210 215H212L213 217H211ZM84 216H86L88 218L91 217L92 219L91 218L85 219ZM26 217H28V216H25V218ZM115 217H118L119 219L117 220V218H115ZM186 217H185V219H186ZM200 217H203V219H204V217H206L205 220L207 218H209L210 220H209V222L207 221V223L209 224L210 221H212L211 223L213 225H215V223H216V218H219V219H217V223H216L217 225L216 226H213V225L210 226V227H212V229L210 227H208L207 226L208 224L206 223L207 224L206 226L208 228L204 229V231L205 230H207V231H205V232L201 231L202 232L201 233L200 227H202V226H201V224H199V220L202 218H200ZM25 218H24L25 223L28 224L31 222L30 223L31 227H29V228L32 231L29 229V232H28L29 237L26 240H25L26 237L24 238L25 242H23L24 241L23 239H22L23 241L21 240L22 247L19 246V244L21 243L19 240V243L18 242L16 243L15 248H14V246L11 247V248H14V250L10 249V248H9V250H7L8 253L11 255L10 261H9L10 263L8 262L9 264H11L12 261H13L12 262L13 264H14V262H16V260H17L16 255L22 256V257L24 255L23 258H26V262L31 261V263L37 264L40 261L46 260V257H44V256H46V255L48 256V254L50 253L49 249L47 250V247H45V244L42 243L43 241L40 240L41 238H40V235L38 234V232L40 231V229H39L40 228V225H39L40 220L36 221L38 224H36V222H35L34 223L35 225H34V224H32L33 223L32 221H29L28 218H26V219ZM101 218H102V220H100ZM109 218H111V219L107 220ZM124 218H125V220L128 219V221L126 222L124 220ZM211 218H214V219H211ZM222 218H224V219L226 218V220H223ZM143 219H146V220H144V222L146 221V225H145V223L142 222ZM174 219H171L172 222L175 223L174 225H177V223H179L181 221V219L179 218L180 219L179 220L178 217H174ZM187 219H188V217H187ZM24 220L22 219V221H24ZM171 220H169V222H168V219H167V221L164 222V225L166 223L168 224V226H165V227H169V228L174 227V225H172L173 223L171 222ZM214 220H215V222H213ZM131 221H133V222H131ZM224 221H227V223H224ZM5 222H6V224H5ZM203 222H206V221L202 220V223ZM202 225H204V223ZM196 227H197V229L199 227L200 230L198 231L196 229ZM215 227L216 228L218 227L220 230L218 228H217L218 230H215L216 229ZM140 228H141V230H140ZM186 230H188L187 233H186ZM214 230H215V232H213ZM29 233H31V236ZM136 233L133 232L129 236V239L133 241L136 237H138L139 235ZM184 233H186L188 236H186V234H184ZM217 235H215V236L213 235L212 238L213 237L217 238ZM208 236H209V239H207ZM30 237L31 238L34 237V238L31 239ZM29 238L31 241L30 240L28 241ZM205 238L207 240H204ZM200 239L207 241L206 243H204L205 245L201 242ZM40 241H42V242H40ZM200 242H201V244H200ZM17 245H18V247H17ZM40 245L43 247L41 248ZM193 245H195V246H193ZM123 246H125V247H123ZM123 246L121 245L119 248L120 249L122 247H123L122 249L126 248L125 244ZM227 246H230V248ZM194 247H197L198 249L195 248V249H197V250H195ZM216 247H218V246L216 245ZM15 249L17 250V252ZM19 249H21V250H19ZM206 249H208V251H206ZM125 250H127V248ZM217 250L218 251L224 250V252L223 251H222V253L220 252V254H221L220 255ZM63 251H64V253H63ZM193 251L194 252L196 251V252L192 253ZM15 252H16V255H14ZM58 252H60L61 254L59 255V253H58L57 257L55 255V257L52 258L53 263H56V264L57 263L58 264H74L73 261H71V259H69L68 252L66 253L65 248H64V250H59ZM200 252L198 251L199 254L197 253L198 257H199V255H202V256L205 255L203 252H202L203 254H201ZM188 253H184V256L185 255L188 256L189 255ZM228 253H231V255L233 253L232 259L229 258V257H231V255H229ZM25 254H27V255H25ZM63 254H66V256ZM227 255H229V256H227ZM170 256L168 257L169 258L168 260H171ZM186 256H185V258H186ZM48 257H47V260L50 258V257L49 258ZM192 257H194V258L191 259ZM13 258L14 259L16 258V259L14 260ZM216 259L218 260L217 262H216ZM84 260H85V258H84Z\"/></svg>", "mask_w": 264, "mask_h": 264}]
</instances>
